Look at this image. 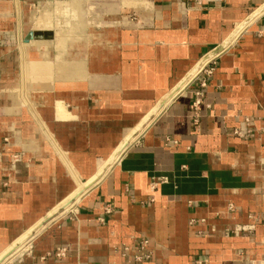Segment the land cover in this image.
<instances>
[{"label":"crops","instance_id":"obj_1","mask_svg":"<svg viewBox=\"0 0 264 264\" xmlns=\"http://www.w3.org/2000/svg\"><path fill=\"white\" fill-rule=\"evenodd\" d=\"M79 2L0 0V264H264V0Z\"/></svg>","mask_w":264,"mask_h":264},{"label":"water","instance_id":"obj_2","mask_svg":"<svg viewBox=\"0 0 264 264\" xmlns=\"http://www.w3.org/2000/svg\"><path fill=\"white\" fill-rule=\"evenodd\" d=\"M34 37L37 38V36H35V32H34L33 30H29V31L26 33V35L24 36V38H23V42L26 43L28 40L33 39ZM41 38H42V37H41ZM109 161H110V160H109ZM109 161H107V162L105 163L104 167L107 168V166H108V164H109ZM40 225H41V223H39L38 225H36V226L34 227V230H37V229L40 227ZM29 235H30V234L25 235V236L21 237L20 239H18V240L16 241V243H17V247H18V246H21V245L23 244V242L27 239V237H28Z\"/></svg>","mask_w":264,"mask_h":264},{"label":"bare ground","instance_id":"obj_3","mask_svg":"<svg viewBox=\"0 0 264 264\" xmlns=\"http://www.w3.org/2000/svg\"><path fill=\"white\" fill-rule=\"evenodd\" d=\"M29 41V40H28ZM207 59H208V57H205V58H203L202 60V62H200V63H198V65H197V67H196V69H195V71L196 70H198L202 65H204V63L207 61ZM194 74H195V72H194ZM192 76H193V74H192ZM129 146V145H128ZM125 148H126V146H125ZM84 194V191H82V192H80V194L79 195H77L76 196V198L77 199H79L82 195ZM66 209H69V206L68 207H66ZM34 235V234H33ZM33 237V236H32ZM31 239V238H30ZM26 241V240H25ZM16 245H15V251L11 254V255H9L6 259H5V261L7 260V259H9V258H11L12 256H15L16 254H18V253H20V248L19 249H17L18 247H20V246H18L17 247V243H15ZM26 244V243H25ZM23 249V248H22Z\"/></svg>","mask_w":264,"mask_h":264},{"label":"built area","instance_id":"obj_4","mask_svg":"<svg viewBox=\"0 0 264 264\" xmlns=\"http://www.w3.org/2000/svg\"><path fill=\"white\" fill-rule=\"evenodd\" d=\"M208 62H209V60L207 59V61L204 63V65H202L199 68V70H198V72L196 74H198L200 71H206V73H210L211 72V69L210 68L209 69H206V66H207V63ZM201 85L204 86V82H202ZM196 94H197V97L199 98L200 91H197ZM198 102H199V99L196 100L195 104H197ZM57 255H61V251H58Z\"/></svg>","mask_w":264,"mask_h":264},{"label":"rangeland","instance_id":"obj_5","mask_svg":"<svg viewBox=\"0 0 264 264\" xmlns=\"http://www.w3.org/2000/svg\"><path fill=\"white\" fill-rule=\"evenodd\" d=\"M80 0H78V3L77 4H79V6H81V2H79ZM82 7V6H81ZM36 21V20H35ZM133 137V136H132ZM132 137H129L128 139H126L121 145H120V147L119 148H117V150L115 151V153H114V157L111 159V160H113L112 162H114L115 161V158L118 156V154H120V149L123 147V146H125L126 144H128V142L131 140V139H133ZM111 162V161H110ZM111 162V163H112ZM110 163V164H111ZM20 247H18L17 249H19ZM10 259V258H9ZM8 260V259H7Z\"/></svg>","mask_w":264,"mask_h":264}]
</instances>
